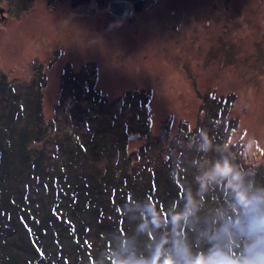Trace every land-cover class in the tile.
<instances>
[{
    "label": "trees",
    "instance_id": "obj_1",
    "mask_svg": "<svg viewBox=\"0 0 264 264\" xmlns=\"http://www.w3.org/2000/svg\"><path fill=\"white\" fill-rule=\"evenodd\" d=\"M124 98L90 116L55 103L44 125L40 103H13L0 82V264H264V143L243 138L233 102L207 104L198 134L179 114L156 134L153 98ZM225 159L235 178L211 179Z\"/></svg>",
    "mask_w": 264,
    "mask_h": 264
},
{
    "label": "rangeland",
    "instance_id": "obj_2",
    "mask_svg": "<svg viewBox=\"0 0 264 264\" xmlns=\"http://www.w3.org/2000/svg\"><path fill=\"white\" fill-rule=\"evenodd\" d=\"M111 1L27 0L16 9V0H0V82L10 101L23 106L22 98H34L47 125L55 103L90 116L129 92L153 98L156 134L172 114L189 119L198 134L210 102L226 98L243 138L256 133L264 143V0H129L136 9L127 19L110 12ZM91 105L99 106L82 111ZM1 120L8 130L16 125ZM31 120L28 138L44 147L45 129ZM123 253L124 262L138 258Z\"/></svg>",
    "mask_w": 264,
    "mask_h": 264
},
{
    "label": "clouds",
    "instance_id": "obj_3",
    "mask_svg": "<svg viewBox=\"0 0 264 264\" xmlns=\"http://www.w3.org/2000/svg\"><path fill=\"white\" fill-rule=\"evenodd\" d=\"M229 177L235 178L232 164L226 159L223 162L218 161L214 165L213 171L210 174V178L216 179ZM194 264H215V262L211 260H197L194 262Z\"/></svg>",
    "mask_w": 264,
    "mask_h": 264
},
{
    "label": "water",
    "instance_id": "obj_4",
    "mask_svg": "<svg viewBox=\"0 0 264 264\" xmlns=\"http://www.w3.org/2000/svg\"><path fill=\"white\" fill-rule=\"evenodd\" d=\"M110 12L117 17L129 18L136 5L132 4L129 0H112L109 4Z\"/></svg>",
    "mask_w": 264,
    "mask_h": 264
}]
</instances>
